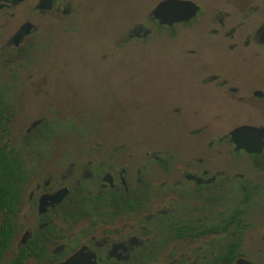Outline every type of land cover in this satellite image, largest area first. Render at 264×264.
I'll return each instance as SVG.
<instances>
[{
    "label": "flooded vegetation",
    "instance_id": "flooded-vegetation-1",
    "mask_svg": "<svg viewBox=\"0 0 264 264\" xmlns=\"http://www.w3.org/2000/svg\"><path fill=\"white\" fill-rule=\"evenodd\" d=\"M163 1L138 9L96 57L193 38L181 49L187 87L204 107L214 97L232 110L210 120L163 100L190 152L108 141L102 114L66 103L55 52L81 29L86 0H0V264H264V0H190L198 14L171 25L154 14ZM133 102L107 116L129 123ZM242 127L259 131L239 147L231 133Z\"/></svg>",
    "mask_w": 264,
    "mask_h": 264
},
{
    "label": "rangeland",
    "instance_id": "rangeland-1",
    "mask_svg": "<svg viewBox=\"0 0 264 264\" xmlns=\"http://www.w3.org/2000/svg\"><path fill=\"white\" fill-rule=\"evenodd\" d=\"M92 10L86 14L82 27L69 35L56 50L58 65L66 63L67 73L62 79V93L70 96L66 102L75 112L100 113L104 116L101 135L108 141L126 138L132 146L140 149L146 144L159 142L190 152L194 145L192 136L184 133L180 125L165 119L160 104L166 98H181L193 108H203L200 95L187 87L192 74L190 62L181 55L184 44L193 38H179L171 43H151L145 49L127 47L119 58L109 63L97 60V52L106 46L109 38L130 21L136 11L147 8L153 0H86ZM210 6L212 0H202ZM208 61L217 57V51L203 48ZM139 68L143 74H130ZM106 94V97L104 96ZM112 96L115 101L112 102ZM133 97L129 123L124 118L108 117L111 111L118 113L117 106L108 105ZM205 112L225 115L232 107L211 98ZM121 122V123H120ZM122 126L125 132H116ZM99 136V135H98ZM79 134H72L71 141H79Z\"/></svg>",
    "mask_w": 264,
    "mask_h": 264
},
{
    "label": "water",
    "instance_id": "water-1",
    "mask_svg": "<svg viewBox=\"0 0 264 264\" xmlns=\"http://www.w3.org/2000/svg\"><path fill=\"white\" fill-rule=\"evenodd\" d=\"M200 7L190 0H165L154 11L162 23L171 25L176 22H184L198 14ZM259 131L255 128L242 127L231 133L233 140L240 147V136L244 133ZM249 264V263H247Z\"/></svg>",
    "mask_w": 264,
    "mask_h": 264
}]
</instances>
